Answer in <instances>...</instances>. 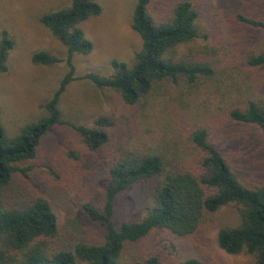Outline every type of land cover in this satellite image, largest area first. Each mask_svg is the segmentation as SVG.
Here are the masks:
<instances>
[{"label": "rangeland", "instance_id": "rangeland-1", "mask_svg": "<svg viewBox=\"0 0 264 264\" xmlns=\"http://www.w3.org/2000/svg\"><path fill=\"white\" fill-rule=\"evenodd\" d=\"M174 1L152 0L149 12L157 18L158 5ZM191 1L205 12L200 24L207 36L189 48L207 44L226 52L223 63L218 59L215 64L212 76L200 78L194 92L177 83L162 82L147 104L135 108L124 106L114 91L79 80L89 73L111 76L112 60L130 65L141 47L139 36L131 29L136 0H100V15L80 24L93 48L86 56L74 54L72 58L78 80L61 96L63 120L91 126L100 117H108L122 127L128 149L174 144L176 148L171 150L178 151L179 158L187 163L197 153L189 146V130L207 128L210 141L228 160L238 181L246 188H257L264 185V135L252 125L231 121L228 114L248 101L264 106V67L252 70L246 65L248 56L264 51V31L236 21L241 15L264 22V5L252 0ZM66 4L61 0H0V39L6 31L13 40L7 72L0 74V120L9 137L40 116V107L67 72L64 62L54 66L31 62L32 55L40 51L65 58L64 47L39 23V16ZM177 54H187L186 48H178ZM112 139L103 150L90 152L68 126L54 127L43 136L36 157L18 164L23 172L13 175L5 203L14 207L37 196L49 199L59 223L57 248L70 249L79 242L100 243L104 229L86 217L82 207L90 204L100 210L103 206L106 170L119 147L114 135ZM145 196L144 187L139 185L116 196L112 216L115 227L141 218L148 204ZM238 223V212L231 206L216 213L204 212L194 235L174 239L163 230H153L139 242L125 244L121 261L130 264L154 257L158 264H179L192 257L201 264H252V256L228 255L216 245L218 229Z\"/></svg>", "mask_w": 264, "mask_h": 264}, {"label": "trees", "instance_id": "trees-1", "mask_svg": "<svg viewBox=\"0 0 264 264\" xmlns=\"http://www.w3.org/2000/svg\"><path fill=\"white\" fill-rule=\"evenodd\" d=\"M67 4L49 9L39 16V23L65 49L60 59L46 52L31 57L34 65L54 66L64 62L66 74L50 99L42 104L41 114L22 127L15 136L6 135L0 120V264H125L121 261L125 244L144 239L153 230H163L174 239L188 238L199 229L204 212L216 213L231 206L239 215L235 227L220 228L216 245L228 255L247 254L252 264H264V185L254 189L244 187L237 179L228 160L217 145L210 141L207 128L189 130V146L197 153L187 163L181 160L173 144L155 149H128L121 126L108 117H100L91 126L75 125L63 120L59 107L66 87L76 80L72 63L74 54L86 56L92 51L80 24L101 13L100 0H61ZM152 0H136L131 17V29L141 40L133 62L112 60L109 77L97 73L82 78L98 89L114 91L128 108L143 107L152 99L162 82L177 83L195 91L200 78L214 74L216 63H223L226 52L218 46L204 44L189 48L200 38L205 39L200 20L201 8L191 0H176L158 5L159 17L149 12ZM264 5V0H252ZM236 21L264 31V22L241 15ZM187 54L178 56L177 49ZM13 40L6 31L0 39V74L7 72L6 62ZM246 65L255 70L264 67V51L248 56ZM77 79V80H78ZM192 93V92H191ZM190 93V94H191ZM231 121L252 125L264 135V106L248 101L228 114ZM66 125L90 152L103 150L117 139L119 147L106 170L104 203L96 209L84 204L82 211L89 219L99 222L104 234L98 244L76 243L70 249L54 244L59 234L58 218L49 199L37 196L17 206L5 203V192L13 175L23 170L18 164L29 162L43 136L56 126ZM144 187L148 200L137 221L123 222L115 227L113 206L117 195L134 186ZM130 264H158L154 257ZM179 264H201L189 257Z\"/></svg>", "mask_w": 264, "mask_h": 264}]
</instances>
